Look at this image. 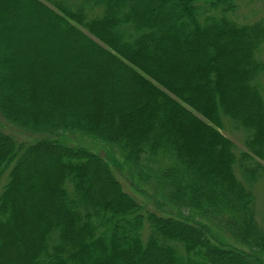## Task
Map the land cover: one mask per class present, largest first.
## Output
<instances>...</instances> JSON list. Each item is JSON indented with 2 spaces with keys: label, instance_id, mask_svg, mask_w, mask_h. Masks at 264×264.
<instances>
[{
  "label": "trees",
  "instance_id": "1",
  "mask_svg": "<svg viewBox=\"0 0 264 264\" xmlns=\"http://www.w3.org/2000/svg\"><path fill=\"white\" fill-rule=\"evenodd\" d=\"M202 2L0 0V116L41 137L0 130V264H264V18ZM61 132L114 148L237 248L147 208Z\"/></svg>",
  "mask_w": 264,
  "mask_h": 264
},
{
  "label": "rangeland",
  "instance_id": "2",
  "mask_svg": "<svg viewBox=\"0 0 264 264\" xmlns=\"http://www.w3.org/2000/svg\"><path fill=\"white\" fill-rule=\"evenodd\" d=\"M204 3L206 1L213 2L215 0H202ZM240 9L237 13V18L243 23L255 22L261 18H264V0H239ZM262 88L264 90V79L262 81ZM0 130L6 134L13 136L14 138L24 143H33L36 140L41 139L38 135L29 134L23 131L16 129L15 127L9 125L4 121L0 116ZM222 133L232 140L236 145V153L240 155L241 153H246L247 149L245 147V136L241 131H236L232 124L229 121L225 122V129ZM56 141L68 144L69 146L82 147L93 151L100 156L104 157L107 161L111 163L119 179L123 182L127 190L137 198L142 204L146 205L147 208L151 209L154 212L163 215H172L186 222L197 223L198 225L205 228L207 233L211 238L214 239L220 245L231 246L237 248L232 240L228 237L222 235L219 230L213 228L210 223L204 224L205 222L201 220L199 215L194 214L189 210H179L173 208L169 205L165 198L161 196V191L157 187L148 188L144 185H141L137 182L136 177L134 176V170L125 163L122 159L121 154L114 148L90 137L83 136L82 134L75 133H59L56 137L53 138ZM7 175L3 177L0 184V196L3 192V189L6 184L5 179L7 180ZM263 179V178H262ZM260 184L256 185L252 189L256 198V206L258 212V219L261 223L264 224V179L259 181ZM156 186V185H155ZM205 225V226H204Z\"/></svg>",
  "mask_w": 264,
  "mask_h": 264
}]
</instances>
